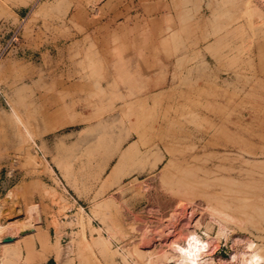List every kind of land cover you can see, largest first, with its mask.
<instances>
[{
	"label": "rangeland",
	"instance_id": "obj_1",
	"mask_svg": "<svg viewBox=\"0 0 264 264\" xmlns=\"http://www.w3.org/2000/svg\"><path fill=\"white\" fill-rule=\"evenodd\" d=\"M0 198V264H264V0H0Z\"/></svg>",
	"mask_w": 264,
	"mask_h": 264
},
{
	"label": "bare ground",
	"instance_id": "obj_2",
	"mask_svg": "<svg viewBox=\"0 0 264 264\" xmlns=\"http://www.w3.org/2000/svg\"><path fill=\"white\" fill-rule=\"evenodd\" d=\"M133 148H134V143H128L126 146H124L119 154L118 162H121L123 159H125L130 154V152L133 150ZM115 165L112 166L113 169L116 167ZM13 194H14L13 190L11 189L7 192L6 197L13 198ZM3 199L0 198V216H2V209H4V207L7 206L6 201H4ZM36 218L37 217H36L35 211H30L27 214L26 219L22 222L18 221L17 223L16 221L15 223L13 221H9L7 226L0 224V237H2L3 233L9 227L12 228L13 226L17 227V225H19L21 229H25V228L34 226V222ZM170 246L172 247V250H174V252L176 253L175 255L177 256V260H176L177 264H209L211 263V261H208V259L205 258V255L207 254L209 249H211L209 241L202 238L200 235L196 234L195 232H190L186 235L185 244L182 245L176 241H173L170 243ZM251 248L253 247L251 246ZM260 252L262 251H259L258 249L253 248L252 251L249 252L248 256L244 258L245 263L246 264H259L261 260L263 259V256Z\"/></svg>",
	"mask_w": 264,
	"mask_h": 264
},
{
	"label": "crops",
	"instance_id": "obj_3",
	"mask_svg": "<svg viewBox=\"0 0 264 264\" xmlns=\"http://www.w3.org/2000/svg\"><path fill=\"white\" fill-rule=\"evenodd\" d=\"M10 232H11V229H9V230L7 231V234H3V236H7V235H9ZM0 247H1V244H0Z\"/></svg>",
	"mask_w": 264,
	"mask_h": 264
},
{
	"label": "water",
	"instance_id": "obj_4",
	"mask_svg": "<svg viewBox=\"0 0 264 264\" xmlns=\"http://www.w3.org/2000/svg\"><path fill=\"white\" fill-rule=\"evenodd\" d=\"M9 239H10V237H6V238H5V240H9Z\"/></svg>",
	"mask_w": 264,
	"mask_h": 264
},
{
	"label": "built area",
	"instance_id": "obj_5",
	"mask_svg": "<svg viewBox=\"0 0 264 264\" xmlns=\"http://www.w3.org/2000/svg\"><path fill=\"white\" fill-rule=\"evenodd\" d=\"M39 1H41V0H35V2H39Z\"/></svg>",
	"mask_w": 264,
	"mask_h": 264
}]
</instances>
